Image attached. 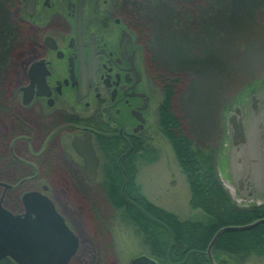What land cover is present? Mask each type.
I'll list each match as a JSON object with an SVG mask.
<instances>
[{
  "label": "flooded vegetation",
  "instance_id": "1",
  "mask_svg": "<svg viewBox=\"0 0 264 264\" xmlns=\"http://www.w3.org/2000/svg\"><path fill=\"white\" fill-rule=\"evenodd\" d=\"M1 3L9 18L0 49V204L13 215H24V194L40 192L69 225L54 201L57 185L65 192L67 184L95 181L100 172L103 182L102 169L112 166L108 153L118 155L120 164L136 141L146 139L143 133L168 84L176 109L178 80L149 57L133 0ZM239 106L240 149L234 145L229 112L220 134L222 168L228 184L240 183L238 206L255 209V221L264 219V81L247 91ZM88 138L99 159L94 180L77 151ZM257 226L264 228V222ZM0 264L17 263L5 257Z\"/></svg>",
  "mask_w": 264,
  "mask_h": 264
},
{
  "label": "rangeland",
  "instance_id": "2",
  "mask_svg": "<svg viewBox=\"0 0 264 264\" xmlns=\"http://www.w3.org/2000/svg\"><path fill=\"white\" fill-rule=\"evenodd\" d=\"M2 1L0 49L5 37L2 28L9 18H5ZM187 1L133 0L135 21L147 35L149 57L178 80L176 110L186 133L198 148L215 155L220 181L233 201L242 205L237 202L239 196L232 194L235 186L228 184L223 173L220 134L223 119L243 101L247 91L264 81V0ZM162 100H158L143 133L148 150L154 151H147L146 158L138 161L137 182L149 200L182 220L202 219L203 212L189 205L186 177L159 128ZM57 187L54 201L80 238L78 251L68 264H131L133 258L147 254L134 229L110 203L101 172L95 181L79 179L67 184L65 192L62 185ZM220 256L228 264H264V256Z\"/></svg>",
  "mask_w": 264,
  "mask_h": 264
},
{
  "label": "trees",
  "instance_id": "3",
  "mask_svg": "<svg viewBox=\"0 0 264 264\" xmlns=\"http://www.w3.org/2000/svg\"><path fill=\"white\" fill-rule=\"evenodd\" d=\"M173 94V88L168 84L158 110L159 128L171 143L186 177L191 193L190 207L201 210L204 218L182 220L142 193L136 180L135 160L146 158L149 150L154 151L148 150L145 138L135 142L134 150L120 164L116 162L118 155L108 153L107 161L112 166L105 165L102 169L105 177L102 186L122 221L134 229L147 254L159 264H208L206 250L213 235L226 225L253 221L258 212L241 208L233 201L218 176L215 155L198 148L186 133L174 108ZM213 254L218 260L222 254L243 258L264 256V228L257 226L247 231L223 233L214 245Z\"/></svg>",
  "mask_w": 264,
  "mask_h": 264
},
{
  "label": "water",
  "instance_id": "4",
  "mask_svg": "<svg viewBox=\"0 0 264 264\" xmlns=\"http://www.w3.org/2000/svg\"><path fill=\"white\" fill-rule=\"evenodd\" d=\"M80 2L84 3V0ZM27 3L33 4L34 0H27ZM230 123L234 145L239 150V137L244 129L241 106H236L230 114ZM77 151L85 159L87 176L94 180L99 159L90 138L87 139L85 147L78 148ZM233 185L240 191V183ZM23 202L26 209L24 215H13L0 204V259L10 257L17 264H68L78 250L79 238L58 212L53 201L40 192L32 191L24 194ZM262 222L264 219L245 225H227L219 229L207 247L209 264H221L215 259L212 250L223 233L247 230ZM131 264L158 263L144 254L133 258Z\"/></svg>",
  "mask_w": 264,
  "mask_h": 264
}]
</instances>
